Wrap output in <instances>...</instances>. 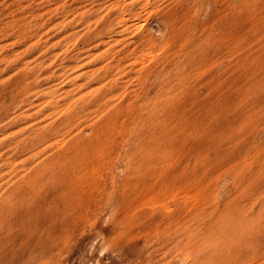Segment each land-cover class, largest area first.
<instances>
[{
    "label": "rangeland",
    "instance_id": "1",
    "mask_svg": "<svg viewBox=\"0 0 264 264\" xmlns=\"http://www.w3.org/2000/svg\"><path fill=\"white\" fill-rule=\"evenodd\" d=\"M0 264H264V0H0Z\"/></svg>",
    "mask_w": 264,
    "mask_h": 264
}]
</instances>
